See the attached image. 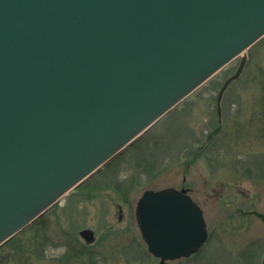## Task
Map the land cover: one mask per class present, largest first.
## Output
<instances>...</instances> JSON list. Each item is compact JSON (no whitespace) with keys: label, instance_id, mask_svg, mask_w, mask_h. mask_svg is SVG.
Here are the masks:
<instances>
[{"label":"water","instance_id":"1","mask_svg":"<svg viewBox=\"0 0 264 264\" xmlns=\"http://www.w3.org/2000/svg\"><path fill=\"white\" fill-rule=\"evenodd\" d=\"M263 33L264 0H0V245ZM184 193L137 202L160 263L206 239Z\"/></svg>","mask_w":264,"mask_h":264},{"label":"rangeland","instance_id":"2","mask_svg":"<svg viewBox=\"0 0 264 264\" xmlns=\"http://www.w3.org/2000/svg\"><path fill=\"white\" fill-rule=\"evenodd\" d=\"M243 77L216 97L240 55L173 108L109 167L0 249V264H259L264 253V40ZM185 188L202 209L208 240L187 258L160 263L134 210L144 190ZM121 192L123 197L119 195ZM94 233L88 244L78 234Z\"/></svg>","mask_w":264,"mask_h":264},{"label":"bare ground","instance_id":"3","mask_svg":"<svg viewBox=\"0 0 264 264\" xmlns=\"http://www.w3.org/2000/svg\"><path fill=\"white\" fill-rule=\"evenodd\" d=\"M263 40H264V37H263L260 41H258L255 45H253V46L251 47V49L255 48V47H256L259 43H261ZM240 54H242V52H240ZM247 67H248V66H247ZM246 70H247V68H246ZM246 70H245V71H246ZM244 73H245V72H244ZM243 75H244V74H243ZM243 75H242V77H243ZM242 77H241V78H242ZM241 78H240V79H241ZM180 104H181V103H180ZM180 104H179V105H180ZM156 124H157V123H156Z\"/></svg>","mask_w":264,"mask_h":264},{"label":"flooded vegetation","instance_id":"4","mask_svg":"<svg viewBox=\"0 0 264 264\" xmlns=\"http://www.w3.org/2000/svg\"><path fill=\"white\" fill-rule=\"evenodd\" d=\"M251 62V56L250 54L248 55V62H247V65H249V63Z\"/></svg>","mask_w":264,"mask_h":264}]
</instances>
